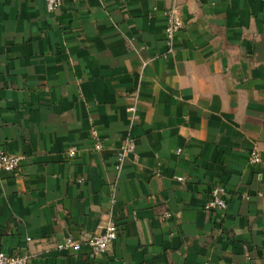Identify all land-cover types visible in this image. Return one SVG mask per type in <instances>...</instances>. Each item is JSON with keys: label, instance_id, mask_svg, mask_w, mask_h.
<instances>
[{"label": "crops", "instance_id": "0c3cea01", "mask_svg": "<svg viewBox=\"0 0 264 264\" xmlns=\"http://www.w3.org/2000/svg\"><path fill=\"white\" fill-rule=\"evenodd\" d=\"M0 149V250L30 264H264V0H0ZM110 221L105 253L56 248Z\"/></svg>", "mask_w": 264, "mask_h": 264}, {"label": "built area", "instance_id": "2783aa9c", "mask_svg": "<svg viewBox=\"0 0 264 264\" xmlns=\"http://www.w3.org/2000/svg\"><path fill=\"white\" fill-rule=\"evenodd\" d=\"M45 9L48 13H54L63 5V0H44ZM166 17V24L164 28V42L166 44V55L173 52L174 37L176 33L182 29L184 21L182 15L176 5H170L164 10ZM128 111L131 113V119H133L135 113V106L128 107ZM92 148L95 151H102L104 149V142L101 139L97 129L91 130ZM134 150V139L128 135L124 138L122 143L117 147L115 152L114 167L117 171H120L124 159ZM78 149L76 146H69L65 150V155L68 158L76 156ZM180 152V149H178ZM23 155L11 154L0 149V173L12 172L19 174L22 169ZM249 162L251 164H257L260 161V155L256 149H252L249 154ZM178 179L182 180V177ZM79 178L78 181H82ZM227 207V190L222 184H216L213 186L210 197L204 205L205 210L211 213H223ZM167 216V215H165ZM118 235V227L110 221L106 224L102 232L89 233L85 232L81 237L75 238L73 236H66L60 242L56 244V248L72 249L78 251L82 246L86 245L90 249V256L92 258L97 257L108 251L109 247L116 240ZM27 240H30L27 237ZM30 256L26 253H6L0 250V264H30Z\"/></svg>", "mask_w": 264, "mask_h": 264}]
</instances>
